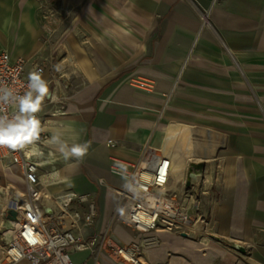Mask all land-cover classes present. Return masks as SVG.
I'll list each match as a JSON object with an SVG mask.
<instances>
[{
    "label": "crops",
    "instance_id": "crops-1",
    "mask_svg": "<svg viewBox=\"0 0 264 264\" xmlns=\"http://www.w3.org/2000/svg\"><path fill=\"white\" fill-rule=\"evenodd\" d=\"M52 1L51 39L45 9L41 27L22 10L6 17L8 28L36 25L38 41H52L43 43L40 60L26 59L27 68L48 67L50 97L39 112L46 131L35 151L29 147L42 193L93 199L95 230L103 231L124 172L143 149L161 146L173 124L185 126L200 143L187 163L216 170L211 243L157 229L160 243L145 261L264 264V217L254 213L264 210V0ZM142 80L147 90L135 86ZM58 128L66 139L90 144L82 160H65L47 144ZM112 235L121 243L144 237L119 225ZM236 242L246 251L234 253ZM102 262L121 264L104 255Z\"/></svg>",
    "mask_w": 264,
    "mask_h": 264
},
{
    "label": "built area",
    "instance_id": "built-area-1",
    "mask_svg": "<svg viewBox=\"0 0 264 264\" xmlns=\"http://www.w3.org/2000/svg\"><path fill=\"white\" fill-rule=\"evenodd\" d=\"M26 65L25 58L0 49V85L14 87L23 94L29 73L38 70L43 76L48 69L43 62L31 68ZM135 83L142 90L150 86L145 80ZM3 107L7 114L13 111L10 106ZM29 147L0 148V161L18 165L25 183L21 198L15 199L16 222L2 248L0 264H15L23 259L30 264H103V255L121 264H148L145 246L155 241L154 236H147L149 233L162 229L193 235L198 233V223L208 224L207 193L194 187V177L190 187H186L185 177L180 189L170 188L172 159L161 148L159 152L156 148L143 149L139 159L124 172L126 182L117 190L118 201L111 219L103 231H98L93 199L67 193L47 195L48 201L43 200L38 164L31 160ZM116 225L144 237L121 243L112 235ZM86 232L91 234L87 236ZM82 252L87 253L85 257L79 256Z\"/></svg>",
    "mask_w": 264,
    "mask_h": 264
},
{
    "label": "rangeland",
    "instance_id": "rangeland-1",
    "mask_svg": "<svg viewBox=\"0 0 264 264\" xmlns=\"http://www.w3.org/2000/svg\"><path fill=\"white\" fill-rule=\"evenodd\" d=\"M31 0H0V47L5 48L13 55L21 56L25 59L37 61L41 59V56L43 55L44 49H43V43L46 42V46L51 44L52 41H38L37 39V32L38 29L35 25V28L33 30L30 29H11L6 26V17L10 15L11 10H22L27 14V16H30V18L35 19L38 21V24L41 27L42 22V10L46 12V29L44 30V33L47 38H52V0H35L37 1V4L33 6V4H29ZM34 21V20H33ZM42 33V32H41ZM196 147L199 146V142L193 140ZM196 142V143H195ZM157 152L160 151V147L164 145V141L162 145L160 146L158 142L155 143ZM197 144V145H196ZM196 153L192 156L195 157ZM0 162V221L2 219V222L0 223V246L3 248L5 246L6 241L9 239L7 238L9 232L3 233L4 230H7L10 228V225L8 223V220H12L7 218V209L10 207L15 208L16 200L20 199L23 192L25 191V183L21 179V174L19 170H16V168L13 165H10V162L4 163ZM190 163V162H189ZM189 163L186 164V171H185V177L187 173V169L189 166ZM9 168L11 170H9ZM214 172V173H213ZM206 174L211 175V182L209 186L213 183L215 180L214 177H217L215 175L214 168H212L209 171H205L204 177ZM221 176V174H220ZM219 191L217 188H212L207 191V194L205 195L207 200L209 199V204L206 206V214H207V223L205 226V232H203L202 237H206L210 243L211 240L209 239L208 235L211 233V231L214 229L215 223L212 220L211 216V209L212 206L217 205V203L214 201L215 198L218 197ZM16 199V200H15ZM255 215L264 217V210L257 209L255 212ZM264 220V219H262ZM16 221V220H15ZM261 222V221H259ZM202 223H198L197 225H202ZM197 227V226H196ZM208 234V235H207ZM147 236H154L155 241L154 243H150L147 246H145V255L147 254L148 250L153 247H157L160 243V238L157 234L149 233ZM194 239H199V234L195 233L192 235ZM143 238V237H141ZM141 238L139 240H141ZM260 240V239H259ZM260 242V241H258ZM202 246V245H201ZM207 246V245H206ZM238 246H240L237 242L233 245L234 253H242L245 252L246 249L243 246H240L239 249ZM254 247L258 249H262L254 245ZM2 250V249H1ZM149 262V261H148ZM151 264V263H149Z\"/></svg>",
    "mask_w": 264,
    "mask_h": 264
},
{
    "label": "clouds",
    "instance_id": "clouds-1",
    "mask_svg": "<svg viewBox=\"0 0 264 264\" xmlns=\"http://www.w3.org/2000/svg\"><path fill=\"white\" fill-rule=\"evenodd\" d=\"M50 97L48 82L42 73L33 70L28 75L26 90L23 94L14 87L0 85V148L24 150L40 140L41 133L46 131L38 113L42 110L45 98ZM53 100L55 97H51ZM3 106H10L13 111L7 114ZM65 160L76 158L82 160L90 148L88 142H77L66 139L58 128L47 140Z\"/></svg>",
    "mask_w": 264,
    "mask_h": 264
},
{
    "label": "bare ground",
    "instance_id": "bare-ground-1",
    "mask_svg": "<svg viewBox=\"0 0 264 264\" xmlns=\"http://www.w3.org/2000/svg\"><path fill=\"white\" fill-rule=\"evenodd\" d=\"M173 125H172V127H170L168 129L167 135L164 139V145H163V147L161 146L160 148H161L164 155H168L172 159L171 178L169 181L170 188L180 189L182 186V183L185 179V171H186V166H187L186 164H188L187 162L191 160L190 158L195 153L198 152L197 148H199V147L195 146V144L193 142V138H192L193 136L192 137L190 136V131L188 130V128H186L185 126L183 127L181 125L180 126H176V125L173 126ZM194 133H196V132H194ZM205 141H207V140H205ZM199 146H200V144H199ZM204 151H201V152H204ZM202 154H204V153H202ZM197 155H198V153H197ZM213 165H214V163H213ZM210 166H212V164ZM212 168H214V167L212 166ZM205 171H207V170L205 169ZM205 171L203 172L202 175L194 177L193 183H194L195 188H199V189L203 190L205 193H207V191L210 187L209 184L211 182V175L206 174V176L204 177ZM209 199H210V197L208 198V202H209ZM43 200L48 201L47 195H43ZM210 202H209V204H211ZM15 208H16V205H15ZM15 220L14 219L8 220L10 228H8L7 230H4L3 233L9 232V234H10V232L12 230V226L15 225V222H16ZM1 222H2V219H1L0 223ZM200 223H202V222H200ZM205 226H206V224L203 223L202 225H197V227H196V230L200 236L198 239V243L201 245H204V246H206V245L209 246L210 241L206 237H202V235H203L202 233L205 232V230H206ZM165 231H168V230H165ZM8 237H9V235L7 236V238ZM1 249L2 248L0 246V260L3 257V252Z\"/></svg>",
    "mask_w": 264,
    "mask_h": 264
},
{
    "label": "water",
    "instance_id": "water-1",
    "mask_svg": "<svg viewBox=\"0 0 264 264\" xmlns=\"http://www.w3.org/2000/svg\"><path fill=\"white\" fill-rule=\"evenodd\" d=\"M204 167L205 164L204 162H190L188 169H187V173H186V187H190L191 185V180L193 177H197L203 174L204 172ZM7 218L9 219H16L17 216V212L14 208L10 207L9 209H7ZM183 236H187L186 233H182ZM238 248L240 249L241 247L238 246Z\"/></svg>",
    "mask_w": 264,
    "mask_h": 264
}]
</instances>
